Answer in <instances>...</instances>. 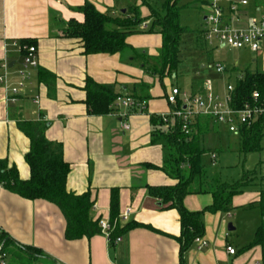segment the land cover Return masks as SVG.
Returning a JSON list of instances; mask_svg holds the SVG:
<instances>
[{"label": "crops", "instance_id": "obj_1", "mask_svg": "<svg viewBox=\"0 0 264 264\" xmlns=\"http://www.w3.org/2000/svg\"><path fill=\"white\" fill-rule=\"evenodd\" d=\"M243 1L247 4L242 5ZM86 2L100 13L114 17L124 15L128 4V0H0V77L7 82H0V160H7L17 168L21 180H28L30 169L25 157L30 141L17 128V120L46 123L45 138L63 146L65 162L71 168L67 190L76 195L90 191L94 218L109 221L111 191L118 189L119 218L131 209L129 220L120 222L121 225L134 222L139 226L124 233L120 242H109L103 234L70 241L65 235L66 220L56 205L44 200H25L0 185V232L17 245L41 250L57 264L257 263L264 258V248L252 246L254 236L235 250L226 233L227 219L222 212L203 214L202 239L208 245L199 249L194 240L181 262L179 213L165 209L147 193L149 186L176 183L163 170L167 147L163 141L154 142L151 123V116L172 111L166 99L170 90L157 87L158 80L163 85L166 78L176 77L173 73L161 81L160 75L153 71L157 65L152 59L159 55L162 40L157 33H148L151 12L144 15L140 12L146 22L140 33L127 38L132 49L124 54L86 56L79 40L61 37L69 22L83 23L84 17L76 9ZM250 3L257 12L264 8V3L257 4L254 0H231L228 8L222 9L223 22L237 30L247 29L251 22ZM204 6L211 14L214 5L208 0ZM210 14L206 15V22ZM22 41L35 42L31 47L37 48L38 66L26 71L28 77L19 88L20 73L24 70L22 53H26L27 47L20 45ZM257 55V59L264 56V42ZM40 70L54 76L53 96L39 81ZM247 71L250 69H243L237 78ZM256 72L264 73V68ZM87 77L99 84L115 85L116 93L123 96L132 94L135 86L149 87L151 98L145 111H130L129 131L122 129L121 114L127 111L125 108L114 105L105 116L90 113L84 90ZM204 85L199 86L196 95L205 93ZM14 88L19 89L16 95ZM217 125L211 120L209 131L213 127L218 131ZM259 200L260 191L242 193L233 198L232 206L238 211ZM212 202L210 194L191 195L185 199V206L191 212H201ZM229 247L235 250V255L228 253Z\"/></svg>", "mask_w": 264, "mask_h": 264}, {"label": "trees", "instance_id": "obj_2", "mask_svg": "<svg viewBox=\"0 0 264 264\" xmlns=\"http://www.w3.org/2000/svg\"><path fill=\"white\" fill-rule=\"evenodd\" d=\"M180 0H166L163 11H151V25L148 33H157L162 40L159 55L152 59L157 65L154 73L160 79L171 76L179 65V42L186 32L180 24ZM254 3H264V0H254ZM84 17L83 23L71 21L62 31L61 37L77 39L81 42L83 53L91 55L124 54L131 50L127 38L140 33V27L146 19L141 17L138 10L133 9L114 17L111 14H102L95 6L86 2L76 9ZM22 47L35 45L33 41H22ZM24 56L26 53L23 51ZM146 64V63H145ZM39 81L48 87L50 96L55 93V78L46 70L39 71ZM232 94V107L242 108L252 93L259 91L264 95V73L247 71L242 77L236 79ZM84 90L86 92V105L90 113L97 116L108 115L113 109L119 95L115 85L99 84L90 77L86 78ZM171 93V92H170ZM169 93V94H170ZM169 94H167L166 99ZM137 102H148L151 98L149 87L141 84L134 87L130 95ZM168 101V100H167ZM179 98L177 106H171L172 111L183 110ZM131 113L140 112L138 107L130 110ZM170 125L160 116H151L154 127V142L163 141L167 147L168 155L163 170L176 181L175 185L162 187H147V193L158 199L165 209L176 210L181 221L180 243L181 262L185 252L192 242L203 236V214L209 212L229 213L233 210L232 201L237 195L243 193L247 186L253 185L249 176L239 184L220 182L218 178H209L207 171L201 163L205 150L202 145L203 137L209 132L211 118L195 115L189 120L188 133L182 131L183 124L178 119L169 118ZM17 128L30 141V150L25 159L30 169V178L21 180L15 166H10L7 160H0V185L7 191L25 200H44L56 205L66 220V239L78 240L91 238L103 234L99 226L100 219L93 216L94 204L91 193L76 195L67 190V180L71 171L65 162L63 146L60 143L48 141L45 138L46 123H35L17 120ZM264 136V121H259L251 128H241L238 135L241 141V152L250 153L260 148V141ZM216 163H213L215 165ZM155 168V167H152ZM210 194L212 205L201 212H191L185 206V199L191 195ZM257 206L262 215L252 246L264 248V190H260V200L249 207ZM120 205L119 190L111 191L110 219L112 225L110 238L121 237L132 228L139 226L131 222L122 226L119 221ZM0 255L5 253L13 257V264H57L44 256L41 250L31 246L17 245L3 231L0 232ZM11 264V263H9Z\"/></svg>", "mask_w": 264, "mask_h": 264}, {"label": "rangeland", "instance_id": "obj_3", "mask_svg": "<svg viewBox=\"0 0 264 264\" xmlns=\"http://www.w3.org/2000/svg\"><path fill=\"white\" fill-rule=\"evenodd\" d=\"M165 2L166 0H128L126 12L136 9L144 15L152 10L163 11ZM204 3H208V0H180L178 3L180 24L186 32L179 42L180 59L174 72L176 78H166L163 85L158 80L157 87L161 90L164 87L170 92L174 87H178L182 95L192 97V94L199 93L200 85L210 81L214 96L222 100L227 94L228 85L235 84L237 76L243 69L249 68L250 72L263 70L264 56L257 59V53L250 49L220 48L217 39H207L206 32L209 26L204 19L210 12ZM220 6L226 10L228 2L222 1ZM250 10V24L254 19L261 20L264 17V8L257 12L254 4L250 3ZM217 65H221L225 69L224 72L218 73ZM216 127L219 128L218 131L214 127L210 128L202 140L205 153L201 163L208 177L218 178L223 183L239 184L244 177L250 175L253 185L245 187L243 193L255 194L264 190V136L260 141L259 150L242 153L238 135L229 132L225 124H218ZM213 156L217 157L215 165ZM231 212L225 213L226 233L231 237L230 242L234 244L235 250H238L241 245L249 243L250 238H254L263 218L258 207H247L238 211L233 208ZM229 225H232L235 231H228ZM13 262H15L13 257L7 255L5 264Z\"/></svg>", "mask_w": 264, "mask_h": 264}, {"label": "built area", "instance_id": "obj_4", "mask_svg": "<svg viewBox=\"0 0 264 264\" xmlns=\"http://www.w3.org/2000/svg\"><path fill=\"white\" fill-rule=\"evenodd\" d=\"M214 5V10L207 17V23L209 30L206 32L207 39L213 38L217 39L220 46L232 47L234 49H250L251 51L257 53L262 48V43L264 42V17L261 20L254 19L253 22L247 29L237 30L232 28L223 22L222 18V8L220 3L222 1L230 2L231 0H209ZM247 2L243 1L242 5H246ZM26 55L24 57V70L20 73L22 81L19 84V88L24 86V79L28 77V69L37 68V48L36 47H25ZM5 69H8L7 64L4 65ZM224 68L221 65H217L216 71L218 73L224 72ZM0 82H6L5 77H0ZM7 87V86H6ZM205 93L201 95H196L193 97H187L186 94L182 95L178 88H174L169 94L167 100L171 106H177L179 98L182 101L183 110H176L165 114L159 115L166 126L170 125L169 117L171 116L173 121L177 119L183 124L182 131L187 132V127L189 125V120L193 115H204L205 117L211 118L212 121L218 124H225L228 126L229 132L239 135L240 129L247 127L251 128L259 121H264V95L259 91L252 93L249 100L244 103L242 108L232 107V94L234 91V86L228 85L227 94L221 100L215 97L213 94V89L210 81H207L204 85ZM14 95L19 91L18 88L12 89ZM11 101H15L12 98ZM116 107H121L127 109L126 112L121 114L122 129L129 131L131 125L129 122L130 110L134 107H138V110L143 113L146 108V102L139 103L131 96H119L114 104ZM215 156H213L214 163H216ZM131 209H128L120 218L121 223H125L129 220V214ZM99 226L101 227L103 235H105L109 242H113L110 238V230L112 225L109 221L100 220ZM121 237L114 239V242H120ZM195 242L199 249L204 248L208 243L201 237L196 238ZM230 255H235V250L233 248L227 249ZM7 255H0V264H5ZM255 264H264V258Z\"/></svg>", "mask_w": 264, "mask_h": 264}, {"label": "water", "instance_id": "obj_5", "mask_svg": "<svg viewBox=\"0 0 264 264\" xmlns=\"http://www.w3.org/2000/svg\"><path fill=\"white\" fill-rule=\"evenodd\" d=\"M235 229L233 228V226L232 225H229V227H228V231H230V232H232V231H234Z\"/></svg>", "mask_w": 264, "mask_h": 264}]
</instances>
